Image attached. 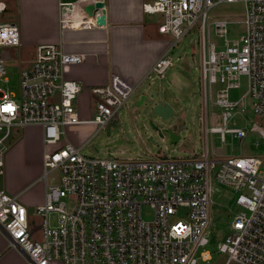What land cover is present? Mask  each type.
Segmentation results:
<instances>
[{
	"label": "built area",
	"instance_id": "2783aa9c",
	"mask_svg": "<svg viewBox=\"0 0 264 264\" xmlns=\"http://www.w3.org/2000/svg\"><path fill=\"white\" fill-rule=\"evenodd\" d=\"M103 0H57L61 28L97 26L100 8L86 7ZM242 2L244 32L227 39L230 20L213 21L216 34L223 38V48L206 43L207 12L220 3ZM82 3V4H81ZM0 0V14L7 10ZM145 13L162 19L161 33L170 34L167 50L147 73L163 77L172 66L171 52L189 30L199 24L198 40L203 103L215 90L214 104L222 110L223 126L206 125L204 131L241 139L240 127H226L231 111L242 109L245 94L230 99V90L246 77V94L253 100V111L264 117V0H152L142 4ZM20 45L17 24L0 21V46ZM83 56L66 53L56 43L36 46L32 62L20 69L19 93L0 86V175L3 174L5 145L14 127H41L44 181L43 201L35 213L41 217L40 239L32 235L29 212L18 194L0 188V229L10 244L30 264H204L211 259L210 210L213 183L234 193L230 233L217 243V251L226 255L227 264H264V162L256 155L210 158L205 145L200 156L121 158L108 152L105 157L87 156L80 149L127 108L129 97L138 88L116 74L108 82L91 86L96 98L90 119L82 120L74 100L80 84L64 77L66 66ZM0 56V79L4 73ZM96 123L97 128L77 146L69 141L57 145L66 126ZM264 138V131L251 126ZM122 152V151H121ZM58 171V181L48 183V175ZM75 197L69 209L64 201ZM145 208L149 215L145 216ZM53 215L52 218L49 216Z\"/></svg>",
	"mask_w": 264,
	"mask_h": 264
},
{
	"label": "rangeland",
	"instance_id": "374dc122",
	"mask_svg": "<svg viewBox=\"0 0 264 264\" xmlns=\"http://www.w3.org/2000/svg\"><path fill=\"white\" fill-rule=\"evenodd\" d=\"M7 2L8 8L0 14V21H13L18 25L19 18L17 6H14L15 0H7ZM243 17L244 4L242 2L220 3L210 8L207 12L205 24L206 43H214L217 49L223 48V38L219 37L214 30V20L221 18L230 20L227 25L228 33L226 38L231 40L244 32ZM165 36L170 41L172 40L170 34H165ZM200 36L201 30L199 24H196L172 49L170 55L173 64L164 70V76L159 78L153 72L150 73L146 77L145 83L138 87L129 97L127 108H121L117 116L97 132L80 149V152L87 156L98 157H105L109 152L121 158L139 156L144 158L149 156L153 158L163 156L178 158L193 154L200 156L206 145L209 157L216 160L227 156L256 155L264 162V138L257 130L251 129V126L256 124L264 131V117L253 111V100L246 94L247 84L244 76L240 78V86L230 90V99L232 100H237L245 94L242 99L244 103L243 109L241 104H238L231 111L226 127H240L245 131V135L238 139L226 134L225 139L221 140L219 133L208 132L205 134L203 121L205 114L208 128L223 126V123L221 118L222 110L214 104L215 90L220 86L219 84L212 85L211 94L208 92V100L204 107L198 44ZM33 49V46L25 44L0 46V56L4 61V73L0 79L2 88L15 94L19 93V72L25 66V61L30 58ZM70 66H66L64 74L69 70ZM177 73L184 76L186 81V86L182 90L173 88L171 85V81L175 79ZM144 87H147L146 92L143 91ZM152 91L157 94L156 101H166L174 108V113L169 119H162L149 113L146 103ZM143 94H145L146 98L142 104H138ZM175 97H178L179 100H174ZM96 101V99L94 102L93 100L89 101L88 107L83 110L85 115H87V119L92 117L91 111H95ZM150 123L155 124L158 128L175 126L180 134V140L176 143H170L168 134L165 133L160 136L155 128L151 127ZM80 125V136L86 138L97 128V124L91 122ZM71 127L73 126L64 128L61 140L57 145L49 144L46 149L48 151L53 150L63 142L65 135L77 132V129L72 131ZM27 128V126L12 128L10 136L4 141V173L0 175V188L4 187V179L7 180L8 176H11L16 182L21 181V183L23 180L32 178V180H29L27 189H25L27 191L25 194L40 198L44 187V181L40 178L43 173V166H39V162H34L33 160L34 153L40 146V143H38L39 128L34 129L32 133L26 131ZM1 134L2 132L0 131ZM149 136L152 137L154 142L148 140ZM51 178H53L54 182H57L58 171L49 173L48 183H51ZM233 196L234 193L228 188L216 182L213 183L210 210V243L204 247L205 250L210 251L211 259L204 264H224L226 261V255L217 251V243L230 233L233 211L231 213L229 208L234 211L237 208L233 203ZM63 199L67 207L71 209L75 202V197L68 195ZM20 200L22 201V199ZM29 207L32 235L36 239H40L42 218L36 215L33 204ZM149 213V210L145 208L144 215L147 216ZM49 217L52 218L53 215ZM227 264L239 263L230 260Z\"/></svg>",
	"mask_w": 264,
	"mask_h": 264
},
{
	"label": "crops",
	"instance_id": "0c3cea01",
	"mask_svg": "<svg viewBox=\"0 0 264 264\" xmlns=\"http://www.w3.org/2000/svg\"><path fill=\"white\" fill-rule=\"evenodd\" d=\"M5 1L8 5L7 0ZM151 1L103 0L104 24L61 28L58 21L57 0H15L14 6H17L19 18L17 26L20 32V45L25 44L34 48L23 67L32 62L36 46L42 43H56L66 53L81 54L82 60L71 65L64 76L66 79L79 82L80 91L75 99V105L80 118L86 120L87 115L83 110L88 107L89 101L94 102L96 99L90 92L91 86L106 83L112 74H116L126 82L138 84L140 87L145 83L146 75L155 60L169 47L170 40L165 33L158 30L161 15L145 13L142 10V4ZM171 85L178 90L185 88L184 76L177 73ZM146 90L147 87H144L143 91ZM174 100L178 101L179 98L175 97ZM91 112L93 116L94 111ZM79 125L71 127L72 131L77 129V132L65 135L62 143L69 141L77 146L83 145L88 137L80 136ZM27 127L26 131L30 133L39 128L38 143L41 148L39 146L35 151L33 160L38 161L41 166L44 150L41 127L37 125ZM30 179L32 180L29 178L21 183L8 176L7 180L4 179L5 184L2 188L12 194H18L29 214V206L33 204L36 207L40 204L45 191L43 187L40 198L25 194ZM0 264H30L19 250L11 246L8 235L2 229H0ZM50 264L64 263L52 261Z\"/></svg>",
	"mask_w": 264,
	"mask_h": 264
},
{
	"label": "water",
	"instance_id": "95a60500",
	"mask_svg": "<svg viewBox=\"0 0 264 264\" xmlns=\"http://www.w3.org/2000/svg\"><path fill=\"white\" fill-rule=\"evenodd\" d=\"M100 8L101 9V14L97 18V24L102 25L104 24V18H105V3L103 1H97L94 4H89L87 5L86 9L91 12L93 8ZM146 92V91H145ZM146 98L145 94H143L138 102V104H142L143 100ZM157 99V94L155 91H152L150 93V97L146 103V106L149 109V113L151 115L158 116L159 118L162 119H169L173 113H174V108L166 101L160 102L156 101ZM152 128H155L156 132L160 135L163 136L165 133L168 134L170 138V143H176L180 140V134L176 130L175 126H164L163 128H158L155 124L150 123ZM148 140H151L154 142L151 136H149Z\"/></svg>",
	"mask_w": 264,
	"mask_h": 264
}]
</instances>
